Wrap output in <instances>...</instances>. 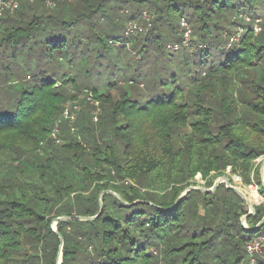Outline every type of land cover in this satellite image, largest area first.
I'll list each match as a JSON object with an SVG mask.
<instances>
[{
	"label": "trees",
	"instance_id": "16d2710c",
	"mask_svg": "<svg viewBox=\"0 0 264 264\" xmlns=\"http://www.w3.org/2000/svg\"><path fill=\"white\" fill-rule=\"evenodd\" d=\"M53 1L52 13L28 15L22 2L0 18L10 59L0 58V264H57L59 252V264H249L264 200L245 228L247 208L224 184L186 190L198 174L211 188L227 168L259 186L264 29L254 34L251 21L264 20V0ZM124 5L134 6L129 19L143 5L160 23L134 43L119 38ZM180 17L192 23L191 50L167 49L180 42ZM82 91L98 117L82 114L86 105L78 121L63 120L56 144V111ZM57 217L67 219L54 232Z\"/></svg>",
	"mask_w": 264,
	"mask_h": 264
},
{
	"label": "rangeland",
	"instance_id": "374dc122",
	"mask_svg": "<svg viewBox=\"0 0 264 264\" xmlns=\"http://www.w3.org/2000/svg\"><path fill=\"white\" fill-rule=\"evenodd\" d=\"M52 3H53V6H51L50 7V5L48 4V3H46V0H33V2H31V5L30 6H27L26 7V9H27V14L28 15H30L34 10H37L38 12H43V11H45L46 13H52V11L54 10V2L55 1H53V0H50ZM57 1H61V0H56V2ZM69 1H73V0H69ZM22 2H24V3H26V1H24V0H21V3ZM119 1H117V0H113V2L112 1H110L109 3H106L107 4V6L108 7H113L114 5L117 7V5L119 4L118 3ZM27 3H30V2H27ZM141 7L139 8V10L137 11V13L135 14V17L133 18V19H135V20H138L139 22H140V24L142 25V28H143V33L142 34H139V35H137V36H133V37H131L132 38V42L131 43H134V40L133 39H141V38H143L147 33H148V31L155 25V26H158V24L160 23V22H158V21H156L155 22V19H156V14H155V12H153V10L152 9H150L149 7H147V6H143V5H140ZM39 7V8H38ZM134 7V6H133ZM132 6H129V5H127V6H123V8L122 9H120V11L118 12V15L117 14H113L114 16H115V20H116V22L115 23H119L120 25H119V28H117V30H116V28H115V31L113 32V34H117V36H119V38L123 35V31H124V26H125V24H126V22L129 20V17L131 16V14H133V13H135V10H134V8H133ZM38 8V9H37ZM144 10H146V11H148V13L150 14V15H152L153 16V18L151 19V24H150V26L148 27V26H146V23L143 21V20H141V17H140V15H141V13H142V11H144ZM17 11H15V12H9V13H6V14H4L3 16H1V18L2 17H10V18H14V17H16L17 15H18V13H16ZM245 13L246 14H248V15H250L251 17H255V16H263L262 14H260L259 12H255V13H248V12H246L245 11ZM39 14V13H38ZM8 15V16H7ZM102 22H104V21H102ZM162 22H163V24H165V22L162 20ZM1 23L2 22H0V25H1ZM6 24H4V26H5ZM191 26H192V23H191ZM104 27V29L106 28V26H103ZM239 26H237V27H233L232 29L234 30L235 28L236 29H238L237 31H239L240 30V27L238 28ZM262 30L264 29V22L262 23ZM2 29V28H1ZM1 29H0V37L2 36V34H1ZM192 29H193V27H192ZM177 30H178V28H177ZM261 30V31H262ZM139 41V40H138ZM142 41V40H141ZM196 41V38H195V36L193 35V38H192V43L193 42H195ZM8 53V50H4L3 49V47H1L0 48V58L2 59V61L1 62H3L4 64H9V58H7V54ZM131 55H132V53H131ZM137 56H138V60L140 59V56L139 55H137L136 53L134 54V55H132V59H133V61H130V65H132V68H131V70L133 69V68H135L136 67V65L139 63L138 62V60H136V58H137ZM152 59H153V57L152 58H150V60H148V62L150 61H152ZM159 61V60H158ZM152 63V62H151ZM160 63V62H159ZM153 65V64H152ZM159 65V64H158ZM118 87L119 86H124V82H122V81H119L118 82ZM118 87H116V88H113V89H111V90H108V91H106V92H104V93H106L105 94V97L106 98H109L108 99V101L109 102H113L115 99L117 100L119 97H120V95L122 94V90L121 89H119ZM143 89H145V88H142L141 86H137V91H138V93H139V91L141 90V92L143 91ZM88 91H90V90H88ZM84 91H82V92H80V93H73L74 94V98L72 97V98H69V99H67L64 103H62V107L59 109V111H56V113H57V115H58V117H57V119H56V122L58 123V130H57V132H56V134H55V137H52V131H51V133L49 134V139L50 140H52V141H54L56 144H61L62 143V139H61V137H60V134H61V132H60V128H61V123L63 122V120L64 119H62L61 118V116H62V113H63V108H64V106L66 105V104H68V106L70 107V109H71V111H72V113L75 115V117H76V120H75V122L76 121H78V117H80V115H78L79 113H81L80 111L81 110H83V109H85L86 108V105L88 106V107H90V109L88 108L86 111H84L82 114H85L86 113V115H90V116H92V119H93V115H95V116H97L98 117V113L100 112V106L98 105V102L95 100V99H93L91 96H87V95H85L84 93H83ZM91 92V91H90ZM99 92H102V90H100ZM87 94H89V93H87ZM87 96V97H86ZM78 101V102H77ZM93 105H96V108L94 109V107H93ZM80 109V110H79ZM88 113V114H87ZM91 113V114H90ZM81 114V115H82ZM84 116V115H83ZM93 122H94V120H92ZM261 163H262V160L260 161ZM256 163V162H255ZM260 167H261V164H260ZM221 177H226V178H229V179H231V185L234 187H237L242 193H243V195L246 197V198H249V195H250V193L249 192H251L252 190L248 187V186H246V185H244L243 183H242V181H241V178L240 177H238V176H236V175H234L233 173H231V171H230V168H227L226 170H225V172H224V175L223 176H221ZM252 177V176H251ZM220 178V177H219ZM259 178H260V180H259ZM218 179H215V181H217ZM256 183L259 185L258 186V190L260 191V189H264L263 188V186H262V178H261V176H260V168H259V177L258 176H256ZM195 181L198 183V185L199 186H192V187H196V188H204L203 187V185L202 184H204V181H202L201 180V177H200V174H198L196 177H195ZM215 181H214V183H215ZM127 184L129 185V186H134V187H137L138 185H143V186H146V187H150V186H152V184L149 182V181H141V184H140V181L139 180H136V179H133V180H129L128 182H127ZM222 184H224L225 185V183H222ZM191 187V186H190ZM227 188V187H226ZM206 189H209V188H206ZM255 189V188H254ZM257 190V194L259 195V196H262V195H260V193H259V191ZM253 191H255V190H253ZM218 193L219 194H224L225 192H224V190H222V189H219V191H218ZM243 201V200H242ZM244 202V201H243ZM263 202V201H262ZM259 203H260V201L258 202V203H252L253 204V206H256V205H259ZM244 204H245V206H246V208H247V211L249 212V207H248V205L244 202ZM261 204V203H260ZM99 206H100V202H99ZM101 207V206H100ZM254 208V207H253ZM100 213V210H99V212H98V214ZM97 214V215H98ZM76 217H81V216H76ZM243 217V216H242ZM241 217V218H242ZM56 225H55V223L54 224H52V229L53 230H56V227H55ZM262 234H264V227H262V229L259 231V232H257V233H255V237L256 236H259V235H262ZM58 254H60V252L58 253ZM57 254V262H59L60 261V255H58Z\"/></svg>",
	"mask_w": 264,
	"mask_h": 264
},
{
	"label": "built area",
	"instance_id": "2783aa9c",
	"mask_svg": "<svg viewBox=\"0 0 264 264\" xmlns=\"http://www.w3.org/2000/svg\"><path fill=\"white\" fill-rule=\"evenodd\" d=\"M24 1L30 3L33 2V0H24ZM46 3H48L50 7L53 6V3L50 0H46ZM20 4H21V0H0V18L6 13L17 11L20 7ZM140 17L141 20H143L146 23V26L149 27L153 16L150 15L148 11L144 10L142 11ZM241 18L243 19L244 22L245 21L247 23L250 22V18L248 16L247 17L242 16ZM263 21H264L263 19H256L254 21H251V28L254 34L261 32ZM142 33H143V28L138 20L129 19L126 22L123 31V36L125 38L137 36ZM178 33H179L180 42L167 45V49L177 51L179 49L187 48L188 50H191L193 30L185 17H180L178 21ZM237 38L238 35H233L230 38V41H235L237 40ZM61 118L68 121L70 124H73L75 122L76 117L72 113L68 104L64 106ZM94 121H96L95 115H94ZM57 130H58V123L56 122L52 129V137H55ZM246 186H248L251 190H255L256 192L258 190V186L254 183V181H251V183ZM259 197L261 198V196ZM246 254L248 256L249 264H264V234L252 238V240H250L247 243Z\"/></svg>",
	"mask_w": 264,
	"mask_h": 264
},
{
	"label": "water",
	"instance_id": "95a60500",
	"mask_svg": "<svg viewBox=\"0 0 264 264\" xmlns=\"http://www.w3.org/2000/svg\"><path fill=\"white\" fill-rule=\"evenodd\" d=\"M262 160V163H261V167H260V176H261V178H262V176H263V171H264V157L263 156H261L259 159H257L255 162H256V164L257 163H259L260 161ZM222 183H225V186L227 187V188H229V189H231L232 191H234L236 194H237V196H239L247 205H248V207H249V212L246 214V215H244L240 220H241V223H242V225L246 228V225H245V222H246V219L248 218V216H250V215H253L254 214V206H253V204L252 203H250V202H248V199L243 195V193L237 188V187H233L230 183H231V179H229V178H226V177H220V178H218V180L217 181H215V183L213 184V186L211 187V188H209V189H206V188H196V187H188L187 188V190L186 191H188V190H198V191H201V192H205V193H213L214 191H215V189H216V187L219 185V184H222ZM262 186H263V188H264V179H262ZM186 191L184 192V193H182V195L181 196H183L185 193H186ZM104 192H102L101 194H100V198L102 197V194H103ZM179 199H180V197H179ZM179 199H177L176 200V202L179 200ZM264 200V196H261V202L260 203H262V201ZM99 202H100V213H101V210H102V201H101V199L99 200ZM259 203V204H260ZM99 213V214H100ZM98 214V215H99ZM65 219H67V218H65V217H57V218H55L54 220H53V224L55 223H57L58 221H62V220H65ZM75 219H78V220H87V219H92V218H86V217H75ZM264 224V216L262 217V219H261V221L256 225V227L253 229V230H251V231H257L259 228H261V226ZM54 232H56V230H53ZM58 234V233H57ZM59 236V235H58ZM59 241H60V247H61V244H62V238H61V236H59ZM58 255H60V254H58ZM57 264H59V262H57Z\"/></svg>",
	"mask_w": 264,
	"mask_h": 264
},
{
	"label": "bare ground",
	"instance_id": "6f19581e",
	"mask_svg": "<svg viewBox=\"0 0 264 264\" xmlns=\"http://www.w3.org/2000/svg\"><path fill=\"white\" fill-rule=\"evenodd\" d=\"M249 193H250L249 198H247L248 202H250V203H258L259 201H261V198L259 197V195L257 194L256 191L252 190Z\"/></svg>",
	"mask_w": 264,
	"mask_h": 264
},
{
	"label": "crops",
	"instance_id": "0c3cea01",
	"mask_svg": "<svg viewBox=\"0 0 264 264\" xmlns=\"http://www.w3.org/2000/svg\"><path fill=\"white\" fill-rule=\"evenodd\" d=\"M262 179H264V172H263V176H262Z\"/></svg>",
	"mask_w": 264,
	"mask_h": 264
}]
</instances>
